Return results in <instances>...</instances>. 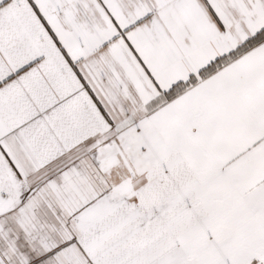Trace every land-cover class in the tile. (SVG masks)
<instances>
[{
	"label": "snow or ice",
	"instance_id": "1",
	"mask_svg": "<svg viewBox=\"0 0 264 264\" xmlns=\"http://www.w3.org/2000/svg\"><path fill=\"white\" fill-rule=\"evenodd\" d=\"M0 264H264V0H0Z\"/></svg>",
	"mask_w": 264,
	"mask_h": 264
}]
</instances>
